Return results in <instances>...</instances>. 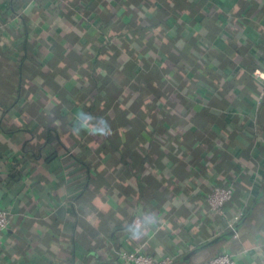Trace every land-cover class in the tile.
<instances>
[{
    "label": "crops",
    "instance_id": "1",
    "mask_svg": "<svg viewBox=\"0 0 264 264\" xmlns=\"http://www.w3.org/2000/svg\"><path fill=\"white\" fill-rule=\"evenodd\" d=\"M256 71L264 0H0V264H264Z\"/></svg>",
    "mask_w": 264,
    "mask_h": 264
},
{
    "label": "built area",
    "instance_id": "2",
    "mask_svg": "<svg viewBox=\"0 0 264 264\" xmlns=\"http://www.w3.org/2000/svg\"><path fill=\"white\" fill-rule=\"evenodd\" d=\"M254 76L262 83V92L258 98L262 100L264 98V71H256ZM233 198L234 189L232 186L228 188L214 187L206 195V203L212 212L224 217L226 216L225 208L232 202ZM242 216L243 214L240 213L229 222V229L231 232L237 234L236 224ZM12 218L13 215L10 212L0 207V233L9 228ZM116 258L120 264H174L176 261V257L172 255L157 260L152 256L143 255L138 251L119 252L116 254ZM207 264H238V262L230 253L224 252Z\"/></svg>",
    "mask_w": 264,
    "mask_h": 264
},
{
    "label": "trees",
    "instance_id": "3",
    "mask_svg": "<svg viewBox=\"0 0 264 264\" xmlns=\"http://www.w3.org/2000/svg\"><path fill=\"white\" fill-rule=\"evenodd\" d=\"M179 87H180V86H179ZM179 87H177V92H178V94H180V93H179V92H180V88H179ZM189 259H190V258H188V259L183 258V259H180V260L174 262V264H190V263H189Z\"/></svg>",
    "mask_w": 264,
    "mask_h": 264
},
{
    "label": "clouds",
    "instance_id": "4",
    "mask_svg": "<svg viewBox=\"0 0 264 264\" xmlns=\"http://www.w3.org/2000/svg\"><path fill=\"white\" fill-rule=\"evenodd\" d=\"M93 132H95V131H97V129L95 128V127H93L92 129H91ZM104 135H106V136H111V132L110 131H108V132H104ZM137 224L139 225V226H143V222L142 221H140L139 219L137 220Z\"/></svg>",
    "mask_w": 264,
    "mask_h": 264
},
{
    "label": "rangeland",
    "instance_id": "5",
    "mask_svg": "<svg viewBox=\"0 0 264 264\" xmlns=\"http://www.w3.org/2000/svg\"><path fill=\"white\" fill-rule=\"evenodd\" d=\"M203 258H204V257H201V258L198 257V258L196 259V260H197V261H196V264H197V263H200V261H201Z\"/></svg>",
    "mask_w": 264,
    "mask_h": 264
}]
</instances>
